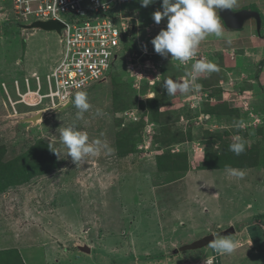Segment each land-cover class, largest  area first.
I'll return each mask as SVG.
<instances>
[{
  "label": "rangeland",
  "instance_id": "rangeland-1",
  "mask_svg": "<svg viewBox=\"0 0 264 264\" xmlns=\"http://www.w3.org/2000/svg\"><path fill=\"white\" fill-rule=\"evenodd\" d=\"M138 3L141 4L140 0ZM5 4L7 10L0 11V249L17 248L24 264H168L174 255L176 259L182 257L183 252L173 254V250L202 235L194 230L198 226L203 227L204 234L216 233L221 220L232 218L234 228L243 229L244 235L251 232L261 237L257 228L256 232L246 228L251 224V212L264 215V132L262 135L250 125L253 116L248 111L264 110L260 104L264 100H258L261 87L250 82L247 87L245 82L264 58V0H239L236 7L257 10L260 23L251 18L241 30L224 29V38L208 36L205 45L204 41L200 45V58L216 63V55H221L222 65L230 67V71L239 63H243L244 70L247 68L240 73L237 70L241 77L237 84L226 82L218 72L203 81L206 86L220 79L225 81L224 87L231 85L226 91L218 88L223 98H218L215 88L209 89L210 96L217 99L216 107L209 112L212 102L204 101L202 93L195 94L197 91L168 96L163 90L160 92L161 88L155 89L156 82L148 92L141 88L144 83L140 81V99L147 101L145 98L154 97L157 90L159 117L148 111L143 138H137L134 151L122 155L117 153L113 130L107 126L112 119L111 81L81 89L87 92L92 107L79 121L78 110L72 103L52 112L64 103L56 106L43 99L32 106L21 102L20 93L26 89L24 80L31 81L34 73L42 78L50 71L61 55L62 43L55 31L18 26L11 3ZM161 6L152 11H162ZM151 17V11L144 12L136 22L138 36L149 42L167 26L166 17L159 24ZM255 24L260 26L257 36ZM253 27L254 30L250 29ZM229 49L238 55L229 58ZM127 57L122 50L112 61L114 68L125 75L123 65L128 62ZM166 58L176 65L171 55ZM263 67L264 60L260 71ZM152 71L150 68L142 72H149L152 77ZM187 74L177 73L172 79H188ZM204 77L197 81L200 86ZM127 86L121 81L119 88L126 91ZM30 89H36L34 83ZM200 96L202 100L198 101ZM97 109L104 115L96 116ZM127 109L136 120L122 115L126 124L132 126L140 118V108ZM39 111L43 116L35 123L22 120ZM73 123L88 133L90 141L106 140L114 152L88 157L82 165L73 163L59 137L60 129ZM156 134L161 139L158 147ZM236 136L247 142L246 151L240 156L229 150ZM44 144L60 152H55V163H45L38 157ZM170 151L179 154L180 163L173 173L169 166L159 164L168 162L166 152ZM232 164L241 165L229 167L243 170L246 175L242 180L229 176V167L215 168ZM243 200L251 203L249 209H245ZM183 202V209L189 207L183 218L179 215L184 226L178 225L175 231L165 229L164 222L171 221V208H180ZM236 207H242V212H237ZM174 216L178 218V213ZM259 220L264 222V216ZM244 235L230 236L237 247L233 253L220 256L221 264H264V247L254 248L245 243L239 246ZM83 242L91 247L89 255L74 247ZM208 246L184 254L191 256L187 260L193 263L202 258ZM212 250L210 247L211 252L217 253Z\"/></svg>",
  "mask_w": 264,
  "mask_h": 264
},
{
  "label": "clouds",
  "instance_id": "clouds-1",
  "mask_svg": "<svg viewBox=\"0 0 264 264\" xmlns=\"http://www.w3.org/2000/svg\"><path fill=\"white\" fill-rule=\"evenodd\" d=\"M0 1H1L0 6L3 5L5 2L10 1L12 13H13V6H12L11 0H0ZM124 1L125 0H121V3L119 6L115 5V9L118 11L120 10L123 14H127L128 12H136L137 19H138L139 15L136 10L123 11L121 5ZM140 2L142 6L146 7L154 3L155 0H140ZM238 4H239V0H162V6H161L162 11L157 10L155 12H152V17H153L152 21L154 20L157 24H159L161 20L166 17L167 26L166 28L161 29L159 33L152 39L151 42L147 41L144 38H140L138 36L139 28L136 26L137 19L131 20L130 22L131 26L127 29L126 32L128 34H131L133 32L134 36L138 37V40L139 39L144 40V42H146V47L151 51V53L154 52L153 50H155L156 53L160 54L163 57H168L170 54L171 58L176 60V64L182 65V66L190 65L191 71H188V74L186 73L187 76L189 77L188 79L174 80L172 78H166L163 81V88L166 90L168 96H175L177 93L182 94V95L189 94L193 91L194 92L197 91L195 92V94H197L198 92L202 93L205 99L204 101H207L208 103L212 102L211 104H213V106L215 105L214 102L216 101V99L214 98L215 96H210L209 94L210 88L209 87L202 88V86H200L197 83V81L201 77H204L214 72H219L220 68L217 63L209 61L204 58H200L199 48H200L202 41H204V45H205L206 43L205 39L208 36L224 38V29H231V28L227 27L222 21L221 12L224 10H232L236 8ZM155 8H158V7H155ZM240 9H244V8L241 7L238 10ZM253 11H256L259 14L257 10H253ZM250 19L251 18L247 20H250ZM247 20H245V22ZM16 21H17L16 24L18 26L23 27L37 20L22 21L21 23L23 24H20V21L17 18H16ZM39 21H42V20H39ZM45 21H48V20H45ZM245 22L243 23V26ZM243 26L239 29H233V30H241ZM255 27H256L255 28L256 34L255 33L254 34L257 36L259 34L260 26H257L255 24ZM252 30H254V27L252 28ZM230 40H228L227 42L232 44L233 41L237 43L238 39H235L233 41H230ZM151 53L142 54V56H145L152 61V59L147 55ZM127 55L130 59L128 60V57H127V61H128L127 65H128V63L132 61V57L130 56L129 53ZM234 55L236 56L238 54L234 53V50L231 52V49H229L228 50V56H230L229 58H233ZM139 60H138L137 67L143 69L142 66L147 65L150 68H153L155 70V72L153 71L151 72L152 77L150 76L154 80L158 76V70L155 69L154 63L153 65L150 66L149 64H142L141 62H139ZM239 64H242V63H239ZM127 65L125 67L127 74L134 75V73L131 72L127 68ZM234 67L235 68L233 70L231 69L232 71H230L229 70L230 67L224 66V65L221 66V71L224 74V77L226 78L225 81L230 84H237L236 82L237 79L241 78L238 75V73L244 71L243 66L236 65ZM150 68H146V69H150ZM237 70H238V73H237ZM262 70L264 71V67ZM262 70L260 71L259 76L257 77V80H260L264 84V77L261 75ZM227 73H231V74L227 75ZM153 75H155L156 77ZM231 75H234L235 77L233 78L231 77ZM144 77H146L145 73L143 74L141 78H144ZM150 77H148V79ZM148 79H147V83L149 81ZM104 81L105 79L100 82H104ZM225 81L221 79L218 81V85L224 91L231 88L230 84H228V87H224ZM138 85H139V81H138ZM148 85L151 86V84L149 83ZM76 87L80 88L81 85L78 84L76 85ZM133 87L136 90H138L139 88V87L137 88L134 85ZM148 92H150V90ZM218 97L223 98V95H218ZM200 99L202 100V96H200L198 101ZM67 101H70L75 106V108L78 110L76 113L77 121L83 120L85 113L89 112V110L92 107L89 102L87 92L81 89L80 91L78 90L74 94V98L72 101L70 99ZM190 108L195 109L196 106L194 108L193 106H190ZM242 108L249 110V107H246L244 105H242ZM125 112L126 110L124 111L123 114L126 116ZM248 114L251 117L253 116L251 122H249L251 126L261 123L262 121L261 115L263 116V111L257 110L255 112L254 110L250 109L248 111ZM95 115L103 116L104 112L101 109H97L95 112ZM59 137H60V141L62 145L67 149L66 155L70 156L72 162L75 163L76 165L84 164L87 161L88 157H96L102 153H106L110 155L114 152V148L106 140L96 138L90 141L88 133L86 131L81 130L80 127L76 123H73L67 127L61 128L59 132ZM246 146H247L246 140H244L240 136H236L233 142L229 145V150L233 152L236 156H240L246 151ZM54 152L60 155L59 151H54ZM197 153L198 152L196 151V153L194 154L197 155ZM227 173L229 176L236 178L238 180H242L246 175V173L243 170L231 168V167L227 168ZM253 225H255L256 228L260 230V234L264 237V234H262V226H264V223H262L261 220L258 219L254 222ZM212 234L215 238L209 242V247L214 249L217 253L222 254V255L231 254L236 250L237 245L233 238H231L230 236L217 238L216 233H212Z\"/></svg>",
  "mask_w": 264,
  "mask_h": 264
},
{
  "label": "built area",
  "instance_id": "built-area-1",
  "mask_svg": "<svg viewBox=\"0 0 264 264\" xmlns=\"http://www.w3.org/2000/svg\"><path fill=\"white\" fill-rule=\"evenodd\" d=\"M11 1L13 13L22 21L58 20L63 23L59 32L62 52L57 63L44 74L43 79L34 73L31 81L24 80L26 90L23 94L20 93L21 100L30 91L31 83H34L36 89L31 91L36 93L41 102L48 99L59 105L92 82L105 79L111 62L121 50V40L131 26V20L137 19L136 12L123 14L115 9V5L119 6L121 0ZM139 43L141 54L136 58L137 62L142 54L151 53L144 40L139 39ZM146 66L143 65V69L150 68ZM127 68L137 76L133 85L138 88V78L143 76V69L132 62L128 63ZM148 80L152 85L153 78ZM78 84L81 85L80 88L76 87ZM15 85L18 88L17 82ZM43 89L46 91L42 92ZM30 105L34 104L30 102ZM125 114L131 120H136L131 111H126Z\"/></svg>",
  "mask_w": 264,
  "mask_h": 264
},
{
  "label": "trees",
  "instance_id": "trees-1",
  "mask_svg": "<svg viewBox=\"0 0 264 264\" xmlns=\"http://www.w3.org/2000/svg\"><path fill=\"white\" fill-rule=\"evenodd\" d=\"M7 2H10V1H7ZM5 3L0 6V11L2 13L5 10H7ZM159 5H162V0H156V2L150 4L146 7H144L140 3H138V0H125L121 6H122L123 11L136 10L138 15L140 16V14L144 13V12H148V11L153 12L152 9L155 7H159ZM151 18L153 19V17H151ZM121 50H123L125 54L129 53L130 56L132 57L131 62H133L136 66L138 65L136 58L141 54V50H140V47L137 43L136 36H134L133 32L131 34H128L127 32L125 33V35L123 36V38L121 40ZM153 51L154 52H152L151 54H147V55L152 59L155 69H157L159 72V76H157L154 79V83L156 82L155 89L161 88L160 92H161V90H163V93L165 95V94H167V92L163 88V81L166 78H173V76L177 73L184 72L186 74L190 68V65H187V66H182V65H178V64L174 65L170 61V59L161 56L160 54L156 53L155 50H153ZM216 57L218 59L216 63H218V66L220 68V71L218 72V74H220L221 76L224 77V74L221 71V66H222L224 57H222L221 55H219V56L216 55ZM263 60H264L263 58H262V60H260L259 68L256 69L254 75L252 77H250V75H249L247 81L245 82V86L247 85V87L250 86V83H252V84L255 83L256 85L261 87V90H260L261 94H260V98L258 100H261V99L264 100V84L260 80H257L258 74L260 73V68L263 64ZM126 65H127V62L125 63V65H123L124 68L126 67ZM238 65L243 66V63L238 64ZM234 66H236V64ZM246 69L247 68H245L244 71H246ZM213 74H216V73H211L209 75H206L207 77L205 76L204 79H202L203 85H201V86H202V88H208V87L209 88H215L217 90L218 94L220 95L219 92H221L222 88L219 85H215V84H218V80H216V82L213 81L212 83L208 82V84H209L208 86L204 85V83H203V81L207 82L206 80L211 78ZM148 77H150V73H147L146 77H144L142 79H138L139 85H140V81L144 83L141 88L142 89L147 88L146 91L151 90V87H152V85L149 86L147 83ZM136 80H137V76H135V75L134 76L131 74L125 75L124 73L122 74L119 71H117V69L114 68V66L112 65V62L110 64V67H109L106 75H105V81L104 82L111 81L110 83L113 85L112 99H111V101L113 102V104H112L113 107L111 110L112 111V119H111L110 125L108 124L107 126H108V130H110V129L113 130L115 148L117 149V153L119 155L121 153L125 154V153H128L130 151H134L135 147L137 146L136 145L137 138H139L138 140L143 138L142 137L143 131L147 126L146 114L148 115L151 112L152 116L159 117L158 113H159L160 104L157 103V99L159 97L157 90H156V95H154V97L145 98L147 101H144L143 99H140L138 97V90H136L133 87V83ZM121 81H123V83L126 86L128 85L126 91L120 90L119 85H120ZM117 82L119 83V85L117 84ZM96 83L101 84L103 82L94 81L90 85L93 86ZM117 88H119V89H117ZM218 88H221V89H218ZM155 89H154V91H155ZM213 92H215V90H213ZM155 102H156V104H155ZM260 104L264 105L261 102H260ZM151 105L154 106L153 109H151ZM132 106L133 107L137 106L138 108H140V118L135 124H130L132 126H128V124H126L127 122H125V120H124L122 113H124L125 110H128L127 108H130ZM215 107H216L215 105L214 106L209 105L208 111L210 112V110L214 109ZM148 111H150V112H148ZM262 111H263L262 121H261V123L255 124L254 129L263 135L264 129H262V127L264 124V110H262ZM144 133H145V131H144ZM153 133H154V131L152 130V132H150V135H152ZM158 136H160V135L156 134L154 136V139L155 138L157 139V141H156L157 147L161 144L160 143L161 139ZM259 142H263V141L261 140ZM39 150L40 151L37 155H38V157H40L41 161H44L45 163H48V164L56 162V155H55V152H54L55 150L53 147H48L46 144H44V147L43 148L40 147ZM166 153H167L166 159L168 162H165L162 164L159 163V164L166 166V167L169 166V169H171L172 173H173V171L175 169H178V163H180L177 159L179 154L173 153L172 151L166 152ZM158 159L159 158H157V160ZM49 160H51V162ZM37 162H39V160ZM263 163H264V160H263ZM229 166L239 167L241 165H236V164L224 165V166L223 165L222 166L217 165V166H215V168H225V167H229ZM5 168H7V167L5 166ZM10 181H11V179H10ZM255 228H256V226L253 225V229H255ZM0 264H24V262L21 260V257L17 251V248H9V249L6 248V249H0Z\"/></svg>",
  "mask_w": 264,
  "mask_h": 264
},
{
  "label": "water",
  "instance_id": "water-1",
  "mask_svg": "<svg viewBox=\"0 0 264 264\" xmlns=\"http://www.w3.org/2000/svg\"><path fill=\"white\" fill-rule=\"evenodd\" d=\"M253 18L257 23H260V17L259 14L256 11L253 10H248V9H240L237 11H232V10H224L221 12V19L224 22V24L231 28V29H239L243 26V23L245 20ZM24 28L27 29H42V30H47V31H55L59 33L60 29L63 27V24L57 20H48V21H33L28 25L23 26ZM133 28V26H132ZM142 64H149L150 66L153 65V62L145 57L142 56L139 60ZM102 79L101 81H103ZM71 104L70 101H67L65 104L61 105L60 107H56V109L52 110L53 111H59L67 108ZM43 116V113L41 111L28 116L26 118H23L22 120L24 121H30L32 124L35 123L39 118ZM234 232L233 226H230L226 228L225 230L221 231L219 235H229ZM215 237L213 236L212 233L204 235L198 239H195L189 243L182 244L175 250H173L174 253L179 252V251H186V250H194V249H199L202 248L206 245H209V242L212 241ZM76 249H78L80 252H83L87 255L90 254L91 252V247L83 242L82 244H76L74 246Z\"/></svg>",
  "mask_w": 264,
  "mask_h": 264
},
{
  "label": "crops",
  "instance_id": "crops-1",
  "mask_svg": "<svg viewBox=\"0 0 264 264\" xmlns=\"http://www.w3.org/2000/svg\"><path fill=\"white\" fill-rule=\"evenodd\" d=\"M239 8H234V9H232V10H238ZM250 29H252V28H250ZM249 29V30H250ZM253 33L252 32H250V34L248 35V38L250 37V35H252ZM261 75L263 76L264 75V71H262V73H261ZM219 98V97H218ZM217 100V99H216ZM211 106H213V104H211ZM191 149V148H190ZM190 149H189V151H190ZM192 150V149H191ZM173 152V151H172ZM193 154L194 153H196V151H191ZM195 155V154H194ZM198 155V154H197ZM197 155H195V156H197ZM200 156V155H199ZM196 158H198V157H196ZM231 168H233V167H231ZM227 169V168H226ZM227 201V203H229V201L230 200H226ZM242 202H244V205H245V209H249L250 208V206H251V203L249 202V201H245V200H243ZM229 204H233V203H229ZM186 204L183 202L182 203V206L179 208V207H175L176 209H172L171 208V212H169L168 214H170V219H171V221H168V220H166L165 222H164V224H163V226L165 227V229H170L171 231H175V230H177V229H179L178 227L179 226H184V224H183V222L181 223V220L179 219L180 217H179V215H181L182 216V218L184 217V214H183V212H186L187 210H188V206L185 208V209H183L184 208V206H185ZM241 208L242 207H236L235 209L237 210V212L238 211H240V212H242L241 211ZM177 210H178V212H177ZM204 210H208V209H204ZM175 213H178V218H176L175 219V216H174V214ZM162 217H164L163 215H161ZM264 215H261V213H252L251 212V216H250V219H251V224H249V225H246V228L249 230L250 228H251V230L252 231H254V232H256V230L255 229H253V224H254V222L256 221V220H258L259 218H261V217H263ZM169 218V217H168ZM232 218H226V219H223V220H221V222H219L220 223V225L221 226H223V227H221V226H217V229H220V230H218L216 233H217V236L218 237H226V236H231V235H238V236H242V235H244V231H243V229H235L234 228V232L233 233H231V234H229V235H219L218 233H220L221 231H223V230H225L226 228H228V227H230V226H233V224H232ZM224 222V223H223ZM263 222V221H262ZM264 223V222H263ZM179 225V226H178ZM234 227V226H233ZM181 229H183V228H181ZM203 229V227L202 226H198V227H195L194 228V230H198L199 232H200V234H202V235H200L199 237H195V239H198V238H200V237H202V236H204V235H207L208 233H206V234H204V232H202L201 230ZM250 230V231H251ZM257 232L258 233H260V230L258 229L257 230ZM210 233H212V232H209V234ZM251 232H249V235H248V233H246L245 235H244V242H242V243H240V247H241V245L242 244H247L248 246H253L254 248H261V247H264V237L261 235V237H259V236H257V235H254V234H252L253 236H251ZM255 238H256V241H255ZM195 239H193V240H195ZM193 240H191V241H193ZM185 241V240H184ZM190 241V242H191ZM236 241H237V239H236ZM171 243H173V245H174V242L173 241H171ZM189 243V242H188ZM184 244H186V243H184ZM206 246H208V245H206ZM205 247V246H204ZM200 249V248H199ZM196 250V249H195ZM186 251H188V250H186ZM212 251H214V249L212 250ZM181 252H183V254H182V257L180 256L178 259H176L175 257H177V256H173V261L170 263L169 261V263L167 262V261H165V260H162L161 262H166V263H168V264H221V259H220V256L222 255V254H219V253H213V252H211L210 251V247L208 246V248H206L205 249V251L203 252V254L201 255V259H196V261H194L193 263H191L190 261H188L187 259L188 258H192L191 256H188V255H186V254H184L185 252L184 251H181ZM177 253H179V252H177ZM177 253H173V254H177ZM160 262V263H161ZM164 262V263H165Z\"/></svg>",
  "mask_w": 264,
  "mask_h": 264
},
{
  "label": "bare ground",
  "instance_id": "bare-ground-1",
  "mask_svg": "<svg viewBox=\"0 0 264 264\" xmlns=\"http://www.w3.org/2000/svg\"><path fill=\"white\" fill-rule=\"evenodd\" d=\"M36 74V73H35ZM15 84V83H14ZM29 84V83H28ZM15 87V86H14ZM26 90V89H25ZM32 89H30V91L29 92H27V94L25 93V97L23 98V100H21V102L22 103H24V102H26V103H28L29 102V104H30V102H31V104H34V105H36L37 103H39V102H41V99L40 98H38V99H35L36 98V93H34L33 91H31ZM32 95H34V96H32ZM34 105H32V106H34ZM30 106V105H29ZM49 106H50V104H49ZM57 106V105H56ZM47 110V109H46Z\"/></svg>",
  "mask_w": 264,
  "mask_h": 264
}]
</instances>
